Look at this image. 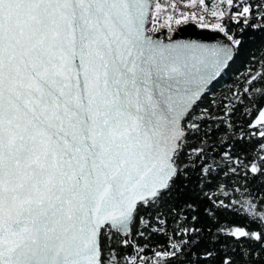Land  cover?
<instances>
[{"label":"snow or ice","instance_id":"obj_1","mask_svg":"<svg viewBox=\"0 0 264 264\" xmlns=\"http://www.w3.org/2000/svg\"><path fill=\"white\" fill-rule=\"evenodd\" d=\"M189 22L229 43L154 35ZM229 23L264 32V0H0V264H202L199 209L173 202L191 173L213 219L248 223H218L204 264L264 259V104L256 132L235 119L264 84L203 104Z\"/></svg>","mask_w":264,"mask_h":264},{"label":"trees","instance_id":"obj_2","mask_svg":"<svg viewBox=\"0 0 264 264\" xmlns=\"http://www.w3.org/2000/svg\"><path fill=\"white\" fill-rule=\"evenodd\" d=\"M215 0H206V3L211 5ZM235 11V9H233ZM240 26L236 24L229 23L228 28L230 32H234L237 36H241V33L238 31ZM242 45L237 51L234 61L231 63L230 67L224 72L222 78L214 83L209 89L207 94L203 97V104L207 105L210 100L220 101L222 98L230 97L233 92H242L245 87L249 88V92L245 95L251 96L252 87H260L264 84V81H252L251 85H248L246 82L249 80L250 75L256 74L259 71H264L261 68V63H264V32L259 31L258 29H245L242 36ZM250 103L249 100L245 101V105H238L235 119L238 125H243L245 130L249 132H256V129H249L248 125L252 123L257 114L258 109L264 101H258L255 108L247 113L246 105ZM247 113V114H246ZM222 133V129L220 130ZM253 139H259V137H254ZM203 184L198 181L196 173H191L187 180L181 182L179 187V192L174 196L173 202L176 204H181L184 201H191L199 209L198 220L195 222L196 226L202 230L201 243L196 246L194 249L195 253L201 255L202 264L203 261V252L205 249L215 247L220 249L221 245L210 242L208 237L216 232L218 223L220 225H227L231 227H247L246 217L241 215H235L230 211H215L216 219L212 218V212L209 209L212 208L209 201L201 195V189ZM204 191H210L207 188H204ZM194 213H188L189 217ZM252 229H255L256 224L250 226ZM165 238L163 236H155L152 240L151 247L153 249L157 248V245L164 244ZM143 243V241H138ZM223 243H232L231 241H224ZM251 247V245H247ZM232 247L236 245L232 244ZM258 247V246H257ZM131 251V250H129ZM146 253L151 255L150 252ZM231 254V253H230ZM223 252H219L215 256V259H211L207 264H220L221 257ZM235 258L237 261L240 260L239 252L235 253ZM195 259V256L192 257ZM252 264H264V259L256 258L252 260Z\"/></svg>","mask_w":264,"mask_h":264},{"label":"water","instance_id":"obj_3","mask_svg":"<svg viewBox=\"0 0 264 264\" xmlns=\"http://www.w3.org/2000/svg\"><path fill=\"white\" fill-rule=\"evenodd\" d=\"M166 29L159 31L158 33L154 34L159 38L163 39L165 42H169V37L165 35ZM171 40L179 42V43H186V42H197L203 43L208 45H217V44H226L229 43L226 37L215 30L212 29H203L199 28L195 23L189 22L188 24L180 25L171 35ZM237 52L234 54V58L232 61L229 62L228 67L223 71V73L216 78L212 84L210 85L209 89L212 87L214 83L219 81L222 78L224 72L230 67L231 63L234 61ZM208 89V91H209ZM258 117V114L256 118ZM255 118V119H256Z\"/></svg>","mask_w":264,"mask_h":264},{"label":"built area","instance_id":"obj_4","mask_svg":"<svg viewBox=\"0 0 264 264\" xmlns=\"http://www.w3.org/2000/svg\"><path fill=\"white\" fill-rule=\"evenodd\" d=\"M186 10H187V9H186ZM208 19H209V20H214V18H212V17H208ZM193 23H195L199 28H202V27L199 26L198 23H196V22H193ZM176 29H177V28H176ZM176 29H175V30H176ZM203 29H211V28H203Z\"/></svg>","mask_w":264,"mask_h":264},{"label":"rangeland","instance_id":"obj_5","mask_svg":"<svg viewBox=\"0 0 264 264\" xmlns=\"http://www.w3.org/2000/svg\"><path fill=\"white\" fill-rule=\"evenodd\" d=\"M178 27H179V26H178ZM178 27H176V28H178ZM176 28H175V29H176ZM175 29H174V31H175ZM161 30H163V29H160L159 31H161ZM174 31H173V32H174ZM173 32L168 33L167 36H168V37H171V35L173 34ZM155 34H156V33H155Z\"/></svg>","mask_w":264,"mask_h":264}]
</instances>
